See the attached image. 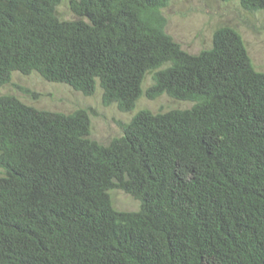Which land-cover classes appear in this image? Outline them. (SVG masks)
I'll use <instances>...</instances> for the list:
<instances>
[{
	"label": "trees",
	"instance_id": "obj_1",
	"mask_svg": "<svg viewBox=\"0 0 264 264\" xmlns=\"http://www.w3.org/2000/svg\"><path fill=\"white\" fill-rule=\"evenodd\" d=\"M170 1L69 0L76 19L61 20L62 0H0V87L35 72L84 96L98 85L122 113L143 95L191 103L140 110L102 145L89 109L0 96V264H264V72L229 26L183 51ZM112 190L138 209H115Z\"/></svg>",
	"mask_w": 264,
	"mask_h": 264
},
{
	"label": "rangeland",
	"instance_id": "obj_2",
	"mask_svg": "<svg viewBox=\"0 0 264 264\" xmlns=\"http://www.w3.org/2000/svg\"><path fill=\"white\" fill-rule=\"evenodd\" d=\"M69 0H62L56 8L61 20H74L76 17L68 8ZM166 19L165 32L180 48L192 55L209 48L214 30L221 26L234 28L242 37L248 56L255 70L264 72V10L244 11L236 1L222 0H171L162 9ZM151 84V76H145L142 90ZM101 89L96 85L91 96H84L64 84L47 82L37 73L29 75L13 73L8 84L0 87V96L12 95L22 103L36 109L51 112L71 113L76 109H89L90 137L106 145L113 137L121 134V124L129 122L140 110L166 112L171 109H188L191 103L172 100L161 95L149 100L144 95L128 113L118 111L115 104L103 106ZM1 174V170H0ZM113 207L120 211H136L138 202L119 190L110 191Z\"/></svg>",
	"mask_w": 264,
	"mask_h": 264
}]
</instances>
